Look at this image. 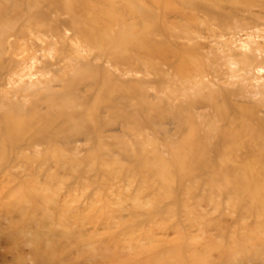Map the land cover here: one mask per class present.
Instances as JSON below:
<instances>
[{"label":"rangeland","instance_id":"obj_1","mask_svg":"<svg viewBox=\"0 0 264 264\" xmlns=\"http://www.w3.org/2000/svg\"><path fill=\"white\" fill-rule=\"evenodd\" d=\"M252 2L0 0V264H264Z\"/></svg>","mask_w":264,"mask_h":264},{"label":"bare ground","instance_id":"obj_2","mask_svg":"<svg viewBox=\"0 0 264 264\" xmlns=\"http://www.w3.org/2000/svg\"><path fill=\"white\" fill-rule=\"evenodd\" d=\"M88 1H90V0H88ZM254 1V0H253ZM198 3V4H197ZM257 2H252V3H248V4H246L245 5V8H250V7H253V6H259V7H263L264 5H263V3L264 2H262L261 4H256ZM196 8L198 9V10H201L202 12H207V5H206V3L205 2H202V1H200V2H196ZM91 5V4H90ZM93 5V4H92ZM93 11L92 10H90L89 11V17H90V21L93 23V25H97V27L98 28H102L103 26H105V24H104V22H102L101 20H98L99 19V14L98 13H100L99 11H94V13H92ZM97 16V17H96ZM108 21H110V20H108ZM109 40L111 39V37L110 36H106ZM28 127V128H27ZM33 128V123H26L25 124V128H24V132L25 131H27V130H29V129H32ZM21 141V138H20V136H18V138L16 139V140H14V142H11V144H15V143H18V142H20ZM3 144H5V145H9L8 144V142H2ZM179 162V161H178ZM176 163V167H177V165H178V167H179V170L177 171V173L175 174V176L171 173V172H169L170 170H168V169H165L164 168V172L166 171V176H167V178L169 179H171L172 177H174V178H180L181 176H182V178L185 176L184 174H185V172L182 170V166H183V164L182 163ZM197 163V162H196ZM207 162H205L204 164H201L200 166H198V167H201V169L202 170H199L200 172H198V171H196V172H192V173H189V175H192V176H194V175H200L199 177H202L203 176V174L205 173V172H210V170H213V168L214 167H212V166H210V165H208V164H206ZM228 171H230L231 173H232V171L231 170H228ZM220 172L221 173H223V174H225L224 173V170L223 169H221L220 170ZM243 172V171H242ZM221 173H219V174H221ZM192 176H189V177H192ZM234 176H236V172H234ZM237 179H243V174L241 173H237ZM185 178H187V177H185ZM196 178H198V177H196ZM243 185H242V189H243ZM258 195H260V193L258 194ZM263 203H264V200H263Z\"/></svg>","mask_w":264,"mask_h":264}]
</instances>
